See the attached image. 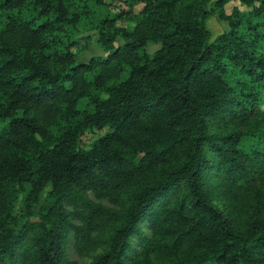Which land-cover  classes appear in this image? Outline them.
Returning a JSON list of instances; mask_svg holds the SVG:
<instances>
[{
	"label": "trees",
	"instance_id": "1",
	"mask_svg": "<svg viewBox=\"0 0 264 264\" xmlns=\"http://www.w3.org/2000/svg\"><path fill=\"white\" fill-rule=\"evenodd\" d=\"M106 1L0 0V264H264V0Z\"/></svg>",
	"mask_w": 264,
	"mask_h": 264
},
{
	"label": "rangeland",
	"instance_id": "2",
	"mask_svg": "<svg viewBox=\"0 0 264 264\" xmlns=\"http://www.w3.org/2000/svg\"><path fill=\"white\" fill-rule=\"evenodd\" d=\"M107 3L97 8L96 13L93 16L84 18L80 24L82 29V37H81V45H83L82 50H78L79 60L88 62L92 57L101 56L104 54L100 45L97 44L96 40L98 38L97 34V26L100 21L106 17H112L117 12H119V8L122 0H107ZM240 7L241 9L246 8L242 5L238 0L230 2L226 6L227 12H232L233 7ZM3 21V17L0 11V22ZM119 25L130 26L131 22L120 19L118 21ZM208 28L212 31L213 36H217L222 33L227 27V22L220 21L217 15L211 16L207 21ZM159 45L153 44L148 47L149 52H154ZM107 132V128L105 129H90L87 130L81 137V145L84 147H89L91 144L100 136L104 135ZM94 198V196H92ZM107 203L106 201H104ZM91 254L88 253H80L75 247H73L72 242H69L68 245V254H67V264H90L91 262Z\"/></svg>",
	"mask_w": 264,
	"mask_h": 264
}]
</instances>
